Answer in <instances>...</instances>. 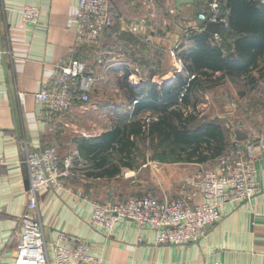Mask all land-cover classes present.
I'll return each instance as SVG.
<instances>
[{"label": "crops", "instance_id": "crops-1", "mask_svg": "<svg viewBox=\"0 0 264 264\" xmlns=\"http://www.w3.org/2000/svg\"><path fill=\"white\" fill-rule=\"evenodd\" d=\"M109 3L117 19L114 25L96 43L84 44L78 41L76 33L78 0H0V51H3L0 56V157L5 162L0 169V264H12L18 221L29 201V187L24 182L28 176L22 162L23 146L55 147L60 162L73 156L86 164L79 155L76 140L94 138L105 132L86 133L79 129L76 103L66 114L56 115L37 104L33 95L51 85L59 65L75 60L87 63L95 77L93 92L98 81L109 75L119 78L127 75L136 79L134 84L138 85L154 73L150 80L154 85L170 83L182 70L180 53L194 49L186 38V30L201 24L197 15L205 10V0H194L192 5H183L179 11L174 0H158L153 5L144 0H110ZM27 5L39 9L35 27L20 21L19 11ZM149 14L153 17H148ZM132 27L137 32L132 33ZM232 42L227 39L228 45ZM160 51L170 58L172 70L150 71L144 80L142 69L149 63L159 64ZM257 63L258 69L252 72L257 79L253 89L244 85L243 78L225 79L216 87L232 89L240 85L247 88V93L261 96L254 106L242 107L246 116L228 128L231 143L252 144L254 148L255 180L260 188L254 200L225 207L218 222L204 229L198 243L180 247L157 245L153 230L138 227L132 221L118 223L112 234L105 237L90 225L93 198L84 191V186L94 180H88L73 167L71 176L62 181L60 189L39 192L36 198L49 264H54L57 233L82 239L89 253L99 258L101 264H264V150L258 145L264 140V55ZM222 101L230 111L240 104L233 97L230 100L224 97ZM225 118L227 121L226 115L221 117ZM237 134H241L240 139ZM155 183L158 184L157 178ZM183 188L182 183L165 184L161 195H157L176 198Z\"/></svg>", "mask_w": 264, "mask_h": 264}, {"label": "built area", "instance_id": "built-area-1", "mask_svg": "<svg viewBox=\"0 0 264 264\" xmlns=\"http://www.w3.org/2000/svg\"><path fill=\"white\" fill-rule=\"evenodd\" d=\"M157 1L144 0L148 5ZM109 2L78 0L75 24L79 42L96 43L114 25L117 19L111 12ZM19 17L22 24L35 27L38 24L39 9L24 6L19 11ZM148 17L152 18L153 15L149 14ZM197 19L206 24L214 22L227 26L226 19L220 13V0H205V10L198 13ZM130 31L135 33L137 28L132 27ZM213 36L216 40L219 37ZM1 55L3 51H0ZM95 83L96 79L87 63L70 61L59 65L51 85L35 93L33 98L37 104L44 105L49 113L63 115L71 110L75 101L88 103ZM258 145L264 150V140ZM22 153L29 181V201L26 212L18 221L12 264H49L42 224L37 216V194L60 189L62 181L71 176L73 167H83L85 164L73 156L60 162L55 147L31 149L24 145ZM254 157L252 144L242 145L234 141L228 153L216 161L213 169L186 176L184 188L176 198L145 195L130 197L122 203L92 201L90 225L109 237L118 223L132 221L138 227L153 230L157 245L180 247L198 243L204 229L218 222L225 207L251 202L259 195ZM4 165L0 157V169ZM54 264H101V261L89 253L82 239L57 233Z\"/></svg>", "mask_w": 264, "mask_h": 264}, {"label": "trees", "instance_id": "trees-1", "mask_svg": "<svg viewBox=\"0 0 264 264\" xmlns=\"http://www.w3.org/2000/svg\"><path fill=\"white\" fill-rule=\"evenodd\" d=\"M220 13L227 26L220 25L217 40L205 31V22L186 30L194 49L180 53L183 67L170 83L154 85L151 73L134 86L128 83L127 75L123 76L119 85L134 104L132 116L97 137L76 140L86 163L78 171L85 178L113 180L122 170L136 171L147 162L193 165L203 171L202 166L216 163L228 153L232 146L229 130L222 122L199 117V95L225 79L243 78L245 86H256L252 72L264 55V0H220ZM227 39H232L231 45ZM145 113L154 118L147 121L139 117Z\"/></svg>", "mask_w": 264, "mask_h": 264}, {"label": "rangeland", "instance_id": "rangeland-1", "mask_svg": "<svg viewBox=\"0 0 264 264\" xmlns=\"http://www.w3.org/2000/svg\"><path fill=\"white\" fill-rule=\"evenodd\" d=\"M158 58V66L153 62L152 64L149 63L147 68L142 69V78L144 80L150 71L157 70L165 73L167 70H172L170 58L164 52L161 53L160 51ZM144 66H146L145 60ZM122 78L115 75L102 77V80L98 81L94 92L91 93L89 102L86 104L76 103L75 106L78 109V114L75 118L80 122L79 129L86 133L94 132L96 134L110 130L116 124H123L130 120L134 104L127 99V93L119 85ZM157 78L161 80L160 76ZM127 81L131 85H136L134 84L136 79L127 78ZM228 87L222 86L200 94L197 112L203 120L222 122L225 124V127L228 126L227 128L230 129L233 128V125L237 124L239 118L246 116V111L242 107L246 105L254 106L255 100L261 99V96L247 93L245 86H233L232 89ZM224 97L229 100L231 97L234 100L238 98L236 103L239 102L240 104L237 103V109L230 111L227 106H223L222 99ZM231 114L233 117L229 116ZM225 115L227 121L226 118L225 120L221 119ZM139 117L147 121L154 118L151 113H145ZM229 143L231 144V142ZM215 164L209 163L202 166V169H213ZM75 167H77L76 169H80V166L75 165ZM199 170L200 168L192 165L147 162V164L141 165L136 171L124 170L120 176L113 180L90 181V184L84 186V191L89 192L97 200H112L117 203L130 197L145 195H153L160 198L157 194L161 195V190L165 184H183L186 176L194 174ZM131 175L133 176L131 177ZM156 178L158 179V184L155 183ZM151 180H153V183Z\"/></svg>", "mask_w": 264, "mask_h": 264}, {"label": "water", "instance_id": "water-1", "mask_svg": "<svg viewBox=\"0 0 264 264\" xmlns=\"http://www.w3.org/2000/svg\"><path fill=\"white\" fill-rule=\"evenodd\" d=\"M194 0H174L175 7L177 11L180 10V7L183 5H192ZM205 31L212 34V35H220V25L218 23L209 22L205 25ZM241 134H237V138L240 139ZM26 187H29L28 178L24 180Z\"/></svg>", "mask_w": 264, "mask_h": 264}]
</instances>
